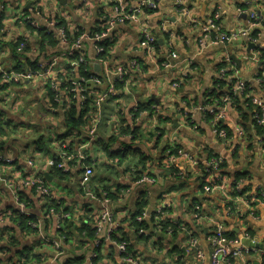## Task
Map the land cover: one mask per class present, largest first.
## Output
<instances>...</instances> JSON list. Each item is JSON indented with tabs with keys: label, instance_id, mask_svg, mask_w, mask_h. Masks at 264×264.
<instances>
[{
	"label": "crops",
	"instance_id": "obj_1",
	"mask_svg": "<svg viewBox=\"0 0 264 264\" xmlns=\"http://www.w3.org/2000/svg\"><path fill=\"white\" fill-rule=\"evenodd\" d=\"M139 1L124 0L130 7ZM182 3L179 8L177 0H161L158 10L143 11L136 21L109 30L107 22L116 16L110 0H0V69L22 72L38 64L51 65L56 82L73 78L77 85L85 83L84 92L90 102L84 126L72 132L68 140L75 146H89L88 164L94 169L89 188L99 195L107 193L109 198L108 205L88 200L81 188V166L65 180L56 178L49 167L50 160L57 156V146L65 139L61 138L64 130L60 118L68 102L65 110L62 106L55 108L45 77L25 86L3 87L0 72V116L9 122L0 152L17 166L12 165L7 178L20 183L28 176L49 173L54 179L48 180L52 204L73 216L70 230L66 231L71 234L59 240L63 252L57 257L49 240L41 239V233L25 236L12 223L0 226V230L7 229L0 231V264H49L52 258H56V264H67L76 258L82 259L83 264H121L115 245L104 242L97 248L95 244V223L104 209L116 217L114 238L127 241L130 250L146 264H210V239L217 223L224 225L235 248L244 247L241 240L246 235L263 246V250L223 264H264V204L251 198L260 189L264 191V125L259 126L253 119L256 108L248 105V99L242 98L238 103L221 101L230 95L236 70L237 77L252 86L250 94L264 106V0ZM36 6L46 18L61 20L71 36L109 32L104 41L105 53L98 55L93 40H84L75 55L71 52L76 41L63 44L53 40L54 46L40 43L39 37L19 20V16L27 15ZM216 12L221 17V31L213 30L211 36L250 30L255 15L261 20L250 33L255 41L243 37L228 44H211L205 39L202 26ZM144 29L156 40L154 50L142 45ZM173 53L177 58H172ZM135 62L140 64L139 70L132 69ZM119 68L129 71L126 81L116 83L115 95L98 108L97 99L116 82ZM225 69L230 70L228 76L222 74ZM176 83L180 86L174 88ZM208 99H212L214 110L225 113L221 124L226 138L215 132L212 118L199 110ZM83 102L85 98L81 97L80 104ZM136 109L141 113L138 120L133 116ZM180 111L192 114L197 128ZM90 130L95 131L93 139ZM171 146L203 165L210 156H221L231 181L235 174H245L251 191L228 203L220 194L206 193L200 175L192 174L187 180L179 178L177 168L167 161L166 151ZM129 148L134 153L121 163ZM31 160L33 166L28 164ZM179 167L191 170L183 160ZM136 174L149 175L154 183L136 185ZM21 196L37 220H41L45 204L34 188L23 189ZM142 198L147 205L142 213L146 215L144 235L134 223ZM231 205L235 213L229 210ZM15 206L12 194L0 185V209ZM160 207L166 208V218L179 220L199 239L203 259H196L188 233L168 235L157 225L154 215ZM197 208L201 220L195 216ZM86 220L93 238L82 230ZM53 224L45 220L44 231L52 239H60ZM14 240L18 241L16 247L12 246ZM26 251L33 253L28 260L21 254ZM95 253L98 258L89 261Z\"/></svg>",
	"mask_w": 264,
	"mask_h": 264
},
{
	"label": "built area",
	"instance_id": "obj_2",
	"mask_svg": "<svg viewBox=\"0 0 264 264\" xmlns=\"http://www.w3.org/2000/svg\"><path fill=\"white\" fill-rule=\"evenodd\" d=\"M116 16L109 19L107 22L109 30H112L116 25H123L129 22L136 21L143 11H156L159 8L161 0H140L137 5L130 7L127 6L124 0H110ZM179 4V8L183 6L182 0H177ZM19 20L24 23L29 29L32 34L38 36V32L48 29L49 32L54 31L52 34L53 40L57 42H61L63 44H69V39L67 38V28L62 24L61 20H51L44 16L42 10L36 6L34 9L29 10L28 14L25 16L20 17ZM220 14L216 12L212 17L209 19L206 25L202 26V30L205 34V39H207L213 45H220V44H228L232 41H235L239 38H250L252 42L255 40L251 37L250 33L251 30L254 29L261 20L256 18L253 15L252 23L250 25V30H242L239 32L233 33H221L218 37L211 36V32L213 30L221 31L220 27ZM34 32V33H33ZM144 41L142 43L143 47L151 50H154V46L156 44L155 38H153L148 29H144ZM109 32H95L93 34L85 33L82 34L76 42L72 45V55L77 54L82 46V42L84 40H93L96 43L95 49L98 55L101 53H105L104 48V41L108 38ZM201 43L204 45V39H202ZM24 45V44H22ZM264 50V48H262ZM172 58H177V54L173 53ZM81 62L83 59L81 58ZM163 66L168 68L169 64L163 63ZM140 64L135 62L132 65L133 70H139ZM1 75V85L3 87L7 85H15V86H25L26 84L40 78L45 77L49 81L50 89L54 94V102L59 103L64 98L60 94L59 83L53 78L54 70L51 65L45 66L43 64H38L37 67L28 69L22 72H13L8 71L5 69H0ZM230 73L229 69H225L222 71L224 76H228ZM129 71L125 68H119L117 70V78L116 82L111 85L109 91L103 95H101L97 101L96 106L101 108L106 102H108L112 96L115 95V84L116 83H124L127 79ZM234 76V81L232 88L229 92L230 95H226L224 98L221 99L222 102H235L238 98L248 99V105L253 106L254 109V116L253 119L259 126L264 125V106L262 105L260 99L250 94L252 91V86L246 84L240 78L237 77L238 72L235 70L232 74ZM63 81V79H62ZM70 79L64 81L67 84L70 83ZM65 83V84H66ZM180 84H174V88L179 87ZM66 101L69 105L73 103L70 98L71 94L75 92L84 91V89L73 83L69 86L66 85L64 89ZM211 96V95H210ZM204 106L200 107L199 110L204 113L205 116H209L212 118V123L215 128V132L222 138H226L227 134L225 129L221 125V122L225 119L224 112H217L212 108V99L207 100ZM220 102V100H217ZM182 117L189 121V123L194 127L197 128L196 123L193 120V115L189 114L184 111H180ZM141 115L140 111L136 109L134 111V118L138 120V117ZM8 121L6 118L0 116V144L3 142L4 134L2 133L8 126ZM89 136L91 139L95 137V131L90 130ZM89 146H75L73 143H70L69 140L61 141L59 146H57V156L50 160L49 167L52 169L57 166L56 159L60 160L61 164L59 170L62 171L64 174H74L77 170L78 166L82 167V174H81V188L85 190V196L88 200L95 202L101 201L104 204H109V198L107 193H103V195H99L98 192L91 190L89 188V184L94 176V169L92 165L87 164L90 156L88 153ZM167 161L174 166L176 169V175L181 179H189L192 174L200 175L203 178L204 184V191L208 194L217 193L220 194L222 197L230 198L231 191H242L244 180H238L235 185L237 187L232 188V184L230 183L229 177L225 173V162L221 156H213L212 158L208 159L205 163V166H201V162L197 161L194 157L190 154L184 152L181 149H174V146H171L166 151ZM185 161L188 166L190 167V172L186 169H181L179 167L180 161ZM14 160L12 158L5 156L3 153H0V184H3L5 188L12 194L15 202L16 208L8 210L0 211V225L6 224L12 221V218H15L18 214L25 216L27 218L32 217V212L29 209V203L26 200L21 198V191L26 188H34L38 196L44 201L45 204V214L41 220L30 221L28 223L29 227L39 231L42 234L41 239L49 240V243L52 245L53 251L55 253V257L61 255L63 249L60 245L59 240L65 239V235L67 234V227L68 222L72 221V214L68 213H60L57 211V208L54 207L51 203L52 200V188L46 178L43 175H32L24 178L19 183L14 179H3L4 175L8 173L9 170L12 169V165ZM30 166L34 165V161L31 160L28 162ZM143 183H154V179L149 175L141 176L140 178L136 179L135 184L140 185ZM234 185V186H235ZM253 202L264 201V191L259 190V193L255 195ZM200 208L196 210V218L201 219L200 216ZM155 219L157 222L164 220L168 214L166 212V208L160 207L159 209L155 210ZM51 220L54 222V233L60 236V239H52L50 236L44 233V221ZM146 220V215L142 214V216H137L135 221L139 224L144 223ZM172 226L166 229L168 235H173L174 230H180V232H187L186 228L181 226L178 222H172ZM94 231L96 232L97 238L95 240V244L97 248H100L101 245L105 242L108 244H113L118 248V254L120 256L121 264H146L144 261L141 260L137 255H135L131 250L129 243L127 241H118L114 238V234L116 232V217L115 215L107 210L104 209L100 215L97 217V221L95 223ZM175 232V233H176ZM104 234L103 237H99L100 234ZM139 233L144 235L146 233L145 228L141 227L139 229ZM247 239L255 242V239H252L250 236ZM211 243L213 246V253L211 255V263L210 264H223L229 263L233 258H243V256H248L252 252H258L255 248L250 247H239L235 248L234 243L227 239L226 229L223 224L217 223L215 231L211 237ZM189 244L191 249L194 250L196 253V259H203L204 255L202 250L200 249V242L196 237L191 236L189 239ZM264 255V252H262ZM98 258L97 253L92 254L89 261ZM49 264H56V258H52Z\"/></svg>",
	"mask_w": 264,
	"mask_h": 264
},
{
	"label": "trees",
	"instance_id": "obj_3",
	"mask_svg": "<svg viewBox=\"0 0 264 264\" xmlns=\"http://www.w3.org/2000/svg\"><path fill=\"white\" fill-rule=\"evenodd\" d=\"M62 24L65 26V24L62 22ZM53 30L52 32H49L48 29H45L43 31H39L38 32V37L40 39V43H49L51 46H54V41H53V37H52V34H53ZM34 33V32H33ZM79 35H75V36H71L70 33H67V38L71 41V43L75 42L76 39L78 38ZM67 79L69 78H66V79H63V81H61L59 83V89H60V94L62 96H64V98L61 100V102L59 103H55V108H58L59 106H62L64 107V110L66 109L67 107V101H66V96L64 95L65 94V91L64 89L66 88V85H71L72 82H74L73 78H71L70 80V83H64V81H66ZM84 90L86 89L85 88V83L84 82H81L79 84ZM49 95H52L51 92L49 91ZM215 95V93H214ZM81 97H84L85 98V102H83V104H80V99ZM53 98H54V94H53ZM70 98L71 100L73 101V103L71 105H68V108L65 110V113L64 115L60 118V120H62V128H63V132L61 133V138L62 139H68V137L72 134V132H74L75 130H81L84 126V117L85 115L87 114V111H88V103L90 102V100L87 98V95L85 94L84 91H80V92H75L74 94H71L70 95ZM243 98H245V96H243ZM241 98H238L235 103H238V101L240 100ZM248 102V100H247ZM212 105V104H211ZM0 115H2V113L0 112ZM57 117H60V115L58 114H55ZM222 125V124H221ZM2 146H0L1 148ZM105 148V146H103ZM128 148V146H127ZM106 153L107 154H110V150L108 151V149L106 148L105 149ZM134 151L129 148L125 154L123 155L122 159H121V163L126 159V157H128L129 155L133 154ZM213 156H210V158H212ZM57 163V166L55 168H53V175L56 177V178H59L61 180H65V178L69 175L67 174H64L62 171L59 170V167H60V160H57L56 161ZM15 165V164H14ZM226 165V164H225ZM225 165H223V167L225 168ZM16 166V165H15ZM201 166H205L201 163ZM17 167V166H16ZM226 170V168H225ZM142 175H139V174H136V179L140 178ZM144 176V175H143ZM241 178H247V176L245 174H235L234 177H233V182H232V188H235L237 187V185H235V183L241 179ZM246 181L247 179L244 180V184H243V188H242V191H231L230 193L232 194V196H235V197H239V196H245L247 193H249L251 191V188L249 186L246 185ZM235 185V186H234ZM259 200H261V198H259ZM141 202V205L139 204V208H140V211L138 212L137 216H142V213L145 211V209L147 208V205H146V202L143 200V198L140 200ZM195 208V207H194ZM37 218L35 215H33L32 217L30 218H27L25 216H22V215H17L15 218H12V221H13V224L18 226L21 233L23 235H38V232L32 228L29 227L28 223L30 221H36ZM88 220H86L84 223H83V227H82V230L83 231H86L88 236L90 238H93L94 237V234L92 232V230L90 229V227L86 224ZM134 223L137 224L140 228L141 227H145V222L142 223V224H139L137 223L135 220H134ZM172 221H168L167 218H165L164 220L160 221V222H157V225L158 226H162L163 227V231H166V229H168L169 227H171L172 225ZM68 230H70L69 228V223H68ZM0 231H7V229H4V230H0ZM176 231L174 230V233ZM177 234L180 233V230H177L176 232ZM187 233V232H186ZM71 234V232H68L66 235H69ZM65 235V236H66ZM115 235V234H114ZM189 235V234H188ZM227 235V233H226ZM190 236V235H189ZM228 236V235H227ZM191 237V236H190ZM195 237V236H193ZM197 238V237H196ZM18 245V241L17 240H14V242L12 243V246L13 247H16ZM0 251H2V247L0 246ZM22 258L25 259V260H28L32 255L33 253L31 252H22ZM67 264H83V261L82 259L80 258H76V259H73V260H70Z\"/></svg>",
	"mask_w": 264,
	"mask_h": 264
},
{
	"label": "rangeland",
	"instance_id": "obj_4",
	"mask_svg": "<svg viewBox=\"0 0 264 264\" xmlns=\"http://www.w3.org/2000/svg\"><path fill=\"white\" fill-rule=\"evenodd\" d=\"M22 140V138L20 137L19 138V141H21ZM21 147H23V146H21ZM28 147H31V146H28ZM227 175V174H226ZM229 177V176H228ZM229 179H230V177H229ZM241 179H246V178H241ZM240 180V179H239ZM234 180H232L231 181V179H230V183L232 184V182H233ZM233 185V184H232ZM223 198V200L225 201V202H228V203H233L234 202V200H236V199H238V198H240V197H235V196H232L231 195V197L230 198H225L224 196L222 197ZM259 202H262L263 204H264V201H259ZM229 210L231 211V212H234L235 213V208H234V206L233 205H231L230 207H229ZM137 217V216H136ZM264 218V217H263ZM168 219V221H172V222H178L181 226H183V227H185L186 228V230H187V233L190 235V236H194V234L193 233H191L190 232V230H189V228L186 226V225H184L183 223H181L179 220H177V219H171V218H167ZM198 220H201V219H198ZM162 227V226H161ZM163 228V227H162ZM174 234H177V233H174ZM173 234V235H174ZM190 236H189V239H190ZM249 235H246L245 237H243V240H241L242 241V244H243V242L244 241H246V239H247V237H248ZM227 239L229 240V241H232V240H230V238L227 236ZM248 241H250L249 239H247ZM211 241V240H210ZM233 242V241H232ZM234 243V242H233ZM212 244V243H211ZM196 254V253H195Z\"/></svg>",
	"mask_w": 264,
	"mask_h": 264
},
{
	"label": "clouds",
	"instance_id": "obj_5",
	"mask_svg": "<svg viewBox=\"0 0 264 264\" xmlns=\"http://www.w3.org/2000/svg\"><path fill=\"white\" fill-rule=\"evenodd\" d=\"M4 132V130L2 131V133ZM68 139H64V140H62V141H67ZM79 147V146H78ZM0 153H2V152H0ZM90 156V155H89ZM56 157V156H55ZM54 157V158H55ZM53 159V158H52ZM90 159V158H89ZM58 159H56V161H57ZM88 162H89V160L87 161V164H88ZM14 164V163H13ZM90 165V164H89ZM55 168V167H54ZM52 170H53V168H52ZM73 175L74 174H69V176H72L73 177ZM44 176V175H43ZM4 177H6V179H8L7 178V176H6V174L4 175ZM45 177V176H44ZM46 178V177H45ZM3 179H5V178H3ZM46 180H47V178H46ZM48 181V180H47ZM48 183H49V181H48ZM50 184V183H49ZM1 186H4L3 184H0ZM7 189V188H6ZM21 194V193H20ZM245 196H247V194L245 195ZM254 197V196H253ZM252 196H251V198H253ZM21 198H22V196H21ZM23 199V198H22ZM24 200V199H23ZM52 203V202H51ZM54 207H56L57 208V211L58 212H60V213H66V214H68L67 212H63V211H61L60 210V206H55L54 204H52ZM17 206V205H16ZM16 206L14 207V208H16ZM14 208H4V209H0V211H2V210H5V209H8V210H11V209H14ZM30 209V208H29ZM31 211V210H30ZM33 214V213H32ZM34 215V214H33ZM32 215V216H33ZM37 221V220H36ZM35 221V222H36ZM13 224V221H10V222H8V223H6V224ZM69 224L70 223H72V221L71 222H68ZM6 224H2V225H0V226H3V225H6ZM67 229H68V227H67ZM37 231V230H36ZM38 232V236L40 235V233H39V231H37ZM44 233H46L45 231H44ZM68 233V232H67ZM46 235H48L47 233H46ZM49 236V235H48ZM52 238V237H51ZM198 239V238H197ZM199 240V239H198ZM251 241V240H250ZM200 242V241H199ZM251 242H253V241H251ZM253 243H256V241L255 242H253ZM243 246H245V245H243ZM246 247H248V246H246ZM250 248H253V247H250ZM256 249V248H255ZM256 250H259V249H256Z\"/></svg>",
	"mask_w": 264,
	"mask_h": 264
},
{
	"label": "water",
	"instance_id": "obj_6",
	"mask_svg": "<svg viewBox=\"0 0 264 264\" xmlns=\"http://www.w3.org/2000/svg\"><path fill=\"white\" fill-rule=\"evenodd\" d=\"M66 4V3H65ZM45 175V177L47 178V180H49L50 182H52L54 179H53V177L49 174V173H45L44 174ZM5 179H6V177H4ZM72 223H70V225H71ZM243 245H245V246H248V247H253V248H256V249H261V250H263V246L262 245H260V244H258V243H253V242H251V241H244L243 242Z\"/></svg>",
	"mask_w": 264,
	"mask_h": 264
},
{
	"label": "bare ground",
	"instance_id": "obj_7",
	"mask_svg": "<svg viewBox=\"0 0 264 264\" xmlns=\"http://www.w3.org/2000/svg\"><path fill=\"white\" fill-rule=\"evenodd\" d=\"M254 200V199H253Z\"/></svg>",
	"mask_w": 264,
	"mask_h": 264
}]
</instances>
